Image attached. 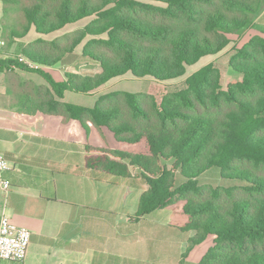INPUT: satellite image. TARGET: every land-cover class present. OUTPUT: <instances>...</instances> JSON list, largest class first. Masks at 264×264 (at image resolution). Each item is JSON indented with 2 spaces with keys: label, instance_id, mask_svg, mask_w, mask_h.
Listing matches in <instances>:
<instances>
[{
  "label": "trees",
  "instance_id": "trees-1",
  "mask_svg": "<svg viewBox=\"0 0 264 264\" xmlns=\"http://www.w3.org/2000/svg\"><path fill=\"white\" fill-rule=\"evenodd\" d=\"M150 1L163 6L138 0H1L4 14L8 4L21 11L15 38L32 28L46 36L89 20L60 38H38L21 54L41 67L33 71L50 88H40L47 95L43 112L97 132V143L85 148L86 167L138 178L145 190L137 218L156 210L170 213L168 227L185 237L180 264H264V13L263 36L231 53L228 67L236 78L225 89L213 65L181 90L160 86L222 52L228 35L250 23L259 0ZM80 63L86 71L65 72L61 82L43 69ZM128 73L150 78L156 92L111 91L92 108L59 101L66 90L92 94ZM206 175L214 183L204 182Z\"/></svg>",
  "mask_w": 264,
  "mask_h": 264
},
{
  "label": "crops",
  "instance_id": "crops-1",
  "mask_svg": "<svg viewBox=\"0 0 264 264\" xmlns=\"http://www.w3.org/2000/svg\"><path fill=\"white\" fill-rule=\"evenodd\" d=\"M4 18L0 0V156L7 162L3 178L9 184L6 191L0 187V216L28 229L30 244L23 262L0 264H180L185 237L180 242L162 229L170 213L156 210V219L148 221L152 213L132 217L145 190L137 173L123 179L89 170L85 148L97 143V132L43 112L47 95L40 88H50L21 48L38 38L53 40L46 38L50 34L39 36L32 28L15 38L17 29L5 34ZM78 65L82 73V63L43 69L61 82L65 72L77 73ZM97 92L66 90L59 101L92 108Z\"/></svg>",
  "mask_w": 264,
  "mask_h": 264
},
{
  "label": "rangeland",
  "instance_id": "rangeland-1",
  "mask_svg": "<svg viewBox=\"0 0 264 264\" xmlns=\"http://www.w3.org/2000/svg\"><path fill=\"white\" fill-rule=\"evenodd\" d=\"M138 1L163 6V4L161 3L150 1V0H138ZM263 13H264V0H259V7L257 11L250 16V23L246 27H244V29L236 33L228 35L230 43L222 52L214 56H206V57L201 58L195 65L189 66L186 68V73L183 77L175 79V80L163 82L160 84V86H163L171 91L181 90L185 87L186 80H188L191 76L201 71L202 69L210 65H213L220 70L221 78H222L221 79L222 87L225 89L227 84L236 78V75L228 67V59L234 49L241 48L253 36H263L261 20H260ZM20 20H21V11L19 9V6H16L14 4H8L5 18L3 21L4 23L3 28H4L5 34H10L11 31L16 30L19 26ZM82 21L83 23L79 24L78 26H72L73 24H71L69 28L67 27L65 29H62L61 31L52 33L50 34V36H47L46 38L54 39V38H60L64 35L70 34L74 32L75 30L80 29L81 25L88 23L89 20L84 19ZM82 46H83V43L77 48L78 52L81 51ZM75 70H76L75 68H72V71H75ZM79 70H76V71L78 72ZM97 70H98L97 67H93V71H97ZM84 71H86V67L83 65V72ZM157 85L158 84H155L150 78L136 79L131 74L128 73L121 78H116L112 80L111 82L108 83L107 86L100 88L97 94L98 93L103 94V93H107L111 91H123L127 93H132V94L139 93V92H145V91H155L156 92L155 89ZM88 102L91 104L92 99L88 98ZM211 171L217 172V169L213 168L211 169ZM203 181L208 182V183H214L215 180L212 175H206L203 178ZM132 217L136 219L135 215H133ZM145 219L146 221L154 220L156 219V214L152 213ZM168 225L166 227H163L162 229L165 230V232L167 233L169 237L174 238L175 240L177 239L180 240L181 235L178 233L176 234L175 231L171 230L168 227Z\"/></svg>",
  "mask_w": 264,
  "mask_h": 264
},
{
  "label": "built area",
  "instance_id": "built-area-1",
  "mask_svg": "<svg viewBox=\"0 0 264 264\" xmlns=\"http://www.w3.org/2000/svg\"><path fill=\"white\" fill-rule=\"evenodd\" d=\"M4 42L0 41V47ZM33 69H38V65L31 63ZM7 169V162L0 156V187L8 190L9 184L3 178V172ZM30 244V232L24 227L14 225L8 216H0V263L9 261L21 263L27 255Z\"/></svg>",
  "mask_w": 264,
  "mask_h": 264
}]
</instances>
